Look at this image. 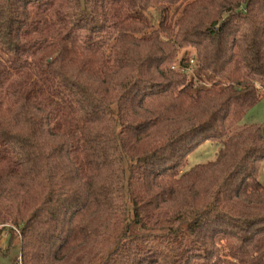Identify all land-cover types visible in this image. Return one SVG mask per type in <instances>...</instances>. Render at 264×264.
Wrapping results in <instances>:
<instances>
[{
	"label": "trees",
	"instance_id": "obj_1",
	"mask_svg": "<svg viewBox=\"0 0 264 264\" xmlns=\"http://www.w3.org/2000/svg\"><path fill=\"white\" fill-rule=\"evenodd\" d=\"M263 99L264 0H0L5 254L264 264Z\"/></svg>",
	"mask_w": 264,
	"mask_h": 264
},
{
	"label": "rangeland",
	"instance_id": "obj_2",
	"mask_svg": "<svg viewBox=\"0 0 264 264\" xmlns=\"http://www.w3.org/2000/svg\"><path fill=\"white\" fill-rule=\"evenodd\" d=\"M249 124H259L264 127V99L258 104H256L255 107L250 109V111L241 121L239 126L241 127L242 125H249ZM218 151H219V146L215 143L210 142L201 145L200 147L196 148L195 151L190 153L188 157L189 163L185 169H189L198 163H207L210 162L211 160L216 159V155ZM261 172H262L261 180L264 182V169ZM0 245H1L0 252L2 254L0 255V264L21 263V258H20L21 247L18 241L14 242L11 249L7 252V255L5 254L8 248V243L6 241V238L1 239Z\"/></svg>",
	"mask_w": 264,
	"mask_h": 264
}]
</instances>
